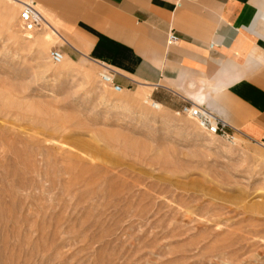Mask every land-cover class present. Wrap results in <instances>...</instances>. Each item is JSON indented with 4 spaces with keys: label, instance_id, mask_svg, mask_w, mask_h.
Instances as JSON below:
<instances>
[{
    "label": "rangeland",
    "instance_id": "1",
    "mask_svg": "<svg viewBox=\"0 0 264 264\" xmlns=\"http://www.w3.org/2000/svg\"><path fill=\"white\" fill-rule=\"evenodd\" d=\"M22 9L0 0V264H264L262 132L106 86Z\"/></svg>",
    "mask_w": 264,
    "mask_h": 264
},
{
    "label": "crops",
    "instance_id": "2",
    "mask_svg": "<svg viewBox=\"0 0 264 264\" xmlns=\"http://www.w3.org/2000/svg\"><path fill=\"white\" fill-rule=\"evenodd\" d=\"M8 1L20 9L31 4ZM34 3L45 28L72 50L67 54L110 68L118 88L144 85L163 108L175 99L194 103L237 131L264 136V88L257 84L264 70V0Z\"/></svg>",
    "mask_w": 264,
    "mask_h": 264
},
{
    "label": "built area",
    "instance_id": "3",
    "mask_svg": "<svg viewBox=\"0 0 264 264\" xmlns=\"http://www.w3.org/2000/svg\"><path fill=\"white\" fill-rule=\"evenodd\" d=\"M35 3L33 4H24V8L20 13V22L23 26L24 31L32 32L36 28H42V16L34 7ZM176 38L174 36L170 37V42H175ZM64 55L58 49L51 50L49 54L50 61L58 65L63 61ZM104 72L101 74V82L103 84H114V76L115 72L110 68L103 66ZM185 115H189L191 118H195L199 121V124L202 129L212 135L217 136H227L228 133V124L224 122L219 116L214 115L210 110L203 107H194L192 104L185 105L181 111Z\"/></svg>",
    "mask_w": 264,
    "mask_h": 264
},
{
    "label": "bare ground",
    "instance_id": "4",
    "mask_svg": "<svg viewBox=\"0 0 264 264\" xmlns=\"http://www.w3.org/2000/svg\"><path fill=\"white\" fill-rule=\"evenodd\" d=\"M13 1V0H12ZM14 2V1H13ZM16 3V2H15ZM17 4V3H16ZM22 8H24V4H23V6H22ZM42 26H45V22H44V20H42ZM42 29V28H41ZM41 29H37V30H41ZM27 33H33V32H28V31H26ZM65 62V56H64V58H63V61L59 64V65H61V64H63ZM106 86H113V85H109V84H105ZM114 87V86H113ZM121 91V90H120ZM141 96V95H140ZM148 103V102H147ZM150 105H151V107H154V109H156V110H160V109H163V107L160 105V104H158V103H156V102H152V104L150 103ZM195 106V105H194ZM195 107H201V106H195ZM204 108V107H203ZM209 110V109H208ZM211 112V111H210ZM215 115V114H214ZM217 116V115H216ZM192 119H194V120H197V119H195V118H192ZM264 147V146H263Z\"/></svg>",
    "mask_w": 264,
    "mask_h": 264
},
{
    "label": "water",
    "instance_id": "5",
    "mask_svg": "<svg viewBox=\"0 0 264 264\" xmlns=\"http://www.w3.org/2000/svg\"><path fill=\"white\" fill-rule=\"evenodd\" d=\"M117 90H119V91H120L121 89H120V88H117Z\"/></svg>",
    "mask_w": 264,
    "mask_h": 264
}]
</instances>
